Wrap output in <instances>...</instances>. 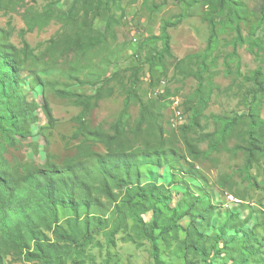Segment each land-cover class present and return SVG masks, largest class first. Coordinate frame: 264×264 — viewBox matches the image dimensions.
<instances>
[{"label":"rangeland","instance_id":"rangeland-1","mask_svg":"<svg viewBox=\"0 0 264 264\" xmlns=\"http://www.w3.org/2000/svg\"><path fill=\"white\" fill-rule=\"evenodd\" d=\"M90 2L92 6L87 8L83 0L75 5L74 0H0V30L14 47L26 52L27 60L20 70V87L27 102L37 108L32 136L9 149L6 159L14 165L42 166L49 160L61 166L76 155L82 138H70L79 127L75 119L81 108L75 105L74 99L62 98L57 91L87 97L101 89L102 97L84 123L109 134L128 94H133L129 106L131 126L139 117L140 103H158L160 98L167 103L161 123L173 158L168 157L169 163L160 168L141 167L139 182L163 186L171 194V207L176 209L183 202L185 192L192 197L201 194L204 199H207L206 193L216 206L204 231L208 237L206 246L212 244L211 236L231 216H235V224L246 220L244 229H252L256 238L264 241V158L256 159L247 177L242 172L244 154L235 148L245 147V120L214 151L208 148L214 140L209 136L218 128L213 117L244 115V95L249 86L245 78L258 69L264 70V0H231L227 5L221 0ZM86 9L88 13L83 11ZM165 21L176 24L167 30L170 53L152 64L153 56L161 50V42H153L151 38L160 36ZM212 26L216 41L210 60L216 57V62L203 75L204 86L211 90L207 107L192 131L173 130L171 116L178 112L183 116L192 113L196 74L201 70L194 59L181 61L204 52ZM238 34L242 43L235 42ZM96 35L102 43L85 53L68 50L63 44L65 39L87 43V37ZM52 40H58L59 44L51 46ZM233 44H236V55L231 54ZM164 91L168 92L166 98H163ZM44 100L56 120L53 127L47 125L42 108ZM260 118L264 121V97ZM87 141L92 152L105 154L102 144L91 138ZM197 153L201 156L194 158L192 154ZM115 193L119 204L124 191ZM228 196L234 200H228ZM94 197L99 204L92 205L90 213L99 214L104 220H115L111 215L114 205L100 192ZM182 211L184 207L179 209ZM88 212L79 207L78 217ZM72 214L59 208L62 227H65L64 219ZM189 221V217L180 219L177 234H171L167 245L161 244L164 264H185L180 242L185 238ZM201 223L197 221L196 225ZM106 230L93 235L78 264H151L149 244L139 237L130 219L126 220L125 229L115 236L114 246L106 244L103 236ZM44 235L51 243L57 242L51 231ZM231 236L232 232L227 231L226 238ZM241 247L239 243L229 254L219 255L213 264L236 257ZM8 250L2 252V264H39L27 262L25 251ZM72 259L71 256L65 264H71ZM250 262L264 264V247Z\"/></svg>","mask_w":264,"mask_h":264},{"label":"trees","instance_id":"trees-1","mask_svg":"<svg viewBox=\"0 0 264 264\" xmlns=\"http://www.w3.org/2000/svg\"><path fill=\"white\" fill-rule=\"evenodd\" d=\"M78 1L74 0V5ZM90 1L92 0H83V4L87 8L91 7ZM230 1L221 0L226 5ZM83 11L88 13V9ZM175 26V23L165 21L160 36L151 38L153 42H161V50L153 56L152 64L169 55L170 36L167 30ZM100 38L99 35L89 36L87 43L65 39L63 44L68 50L85 53L100 45ZM214 41L215 29L212 26L204 52L181 61L194 59L201 69L196 74L197 89L193 96L192 113L186 115L188 123L178 129L184 133L198 126L209 101L211 90L204 86L203 75L216 62V57L210 60ZM235 42L242 43L239 34ZM50 44L57 46L59 41L52 40ZM235 45L233 44L231 53L233 55H236ZM27 48L26 46L25 49ZM25 55V50L14 47L0 30V264L2 252L7 248L25 251V258L29 263L65 264L72 256L71 264H78V259L84 256L83 251L91 243L94 234L107 229L103 233L105 242L114 246L115 236L121 229H125L127 219L132 221L139 237L148 242L151 264H164L161 244L166 242L167 245L168 239L172 238L171 234H177L178 221L184 217L190 219L184 231L185 238L180 242L185 264H213L215 258L229 254L239 243L242 247L236 257H230L222 264H252L250 259L262 252L264 241L256 238L252 229H244L246 220L235 224V216L226 219L218 227L217 233L211 236L212 244L206 246L205 240L208 237L204 231L216 208L206 193L207 199H204L201 194L192 197L185 192L183 202L176 209L171 207V194L163 186L139 182L141 167L160 168L169 163L168 157L173 158L167 149L161 123L162 111L167 103L160 101V98L157 99L158 103H140L139 117L131 126L129 106L133 94H128L109 134L100 128L92 129L84 123L90 110L97 107L102 97L101 89L87 97L57 91L56 94L62 98L74 99L75 105L81 108L75 119L79 127L70 138H82L76 155L66 159L61 166L49 160L42 166L10 163L5 154L20 140L32 136L31 128L37 121V108L27 102L20 87V70L27 60ZM30 56H33L31 51ZM245 81L249 84L244 95L246 113L239 117H213L218 128L209 136V139L214 140L208 148L209 151H214L245 120V147L235 148L244 154L242 172L248 177L256 159L264 158V121L260 118L264 97V70H256ZM163 95L166 98L168 92L164 91ZM42 108L47 125L53 127L56 120L46 100ZM88 138L102 144L105 154L92 152L87 145ZM193 150L196 152L195 148ZM192 155L194 158L201 156L200 153ZM115 191H124L119 204L115 200ZM96 192H100L104 199L114 205L111 215L115 220H104L101 215L90 213L92 205L99 204L94 197ZM79 207H84L89 212L79 218ZM182 207L184 211L179 212ZM59 208L73 212L71 217L64 219L65 227L59 223ZM197 221L202 223L196 225ZM47 231L52 232L57 242L51 243L47 239L44 235ZM227 231L232 232L229 239L226 238Z\"/></svg>","mask_w":264,"mask_h":264},{"label":"built area","instance_id":"built-area-1","mask_svg":"<svg viewBox=\"0 0 264 264\" xmlns=\"http://www.w3.org/2000/svg\"><path fill=\"white\" fill-rule=\"evenodd\" d=\"M164 86V85H163ZM170 126L173 130H178L188 123L186 116H171ZM228 200H234L231 196L227 197Z\"/></svg>","mask_w":264,"mask_h":264},{"label":"bare ground","instance_id":"bare-ground-1","mask_svg":"<svg viewBox=\"0 0 264 264\" xmlns=\"http://www.w3.org/2000/svg\"><path fill=\"white\" fill-rule=\"evenodd\" d=\"M181 115H182V113H180V112L176 113V116H181Z\"/></svg>","mask_w":264,"mask_h":264}]
</instances>
